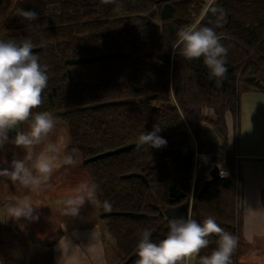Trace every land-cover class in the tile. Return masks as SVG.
Masks as SVG:
<instances>
[{"label": "trees", "instance_id": "trees-1", "mask_svg": "<svg viewBox=\"0 0 264 264\" xmlns=\"http://www.w3.org/2000/svg\"><path fill=\"white\" fill-rule=\"evenodd\" d=\"M165 3L175 9L171 37L161 12ZM32 10V22L16 15ZM223 10V19H220ZM222 26H217V24ZM212 27L228 48L227 72L221 83L210 76L203 57L187 60L180 53L177 33L181 28ZM28 38L49 76L43 103L35 111H49L63 121L70 133L69 151L83 159L136 144L142 133L161 127L167 143L161 148L143 146L106 156L86 164L91 182L97 185L99 218L105 221L117 251L116 264H135L142 230L159 242L169 231L165 215L174 204L170 188L186 198L194 196L190 218L201 222L208 216L238 239L231 257L239 264L243 238L240 206V173L236 151L229 140L227 118L236 129L244 87L264 92V0H1L0 40L20 43ZM173 67L142 61L147 53H172ZM106 56L91 63L69 67V59ZM71 74L63 79V74ZM60 85L50 103L49 94ZM158 94L156 107L140 100ZM210 126L222 139L218 144L205 135ZM10 137V133H9ZM200 161L196 176L185 163L175 162L162 150H194ZM76 153V152H75ZM222 166L231 183L209 180L213 166ZM141 174L128 178L129 174ZM104 201L111 210L106 211ZM133 212L146 217L129 218L104 213ZM83 216V214H82ZM200 253L210 255L218 237ZM187 264V262H186ZM189 264H199L194 257Z\"/></svg>", "mask_w": 264, "mask_h": 264}, {"label": "clouds", "instance_id": "clouds-1", "mask_svg": "<svg viewBox=\"0 0 264 264\" xmlns=\"http://www.w3.org/2000/svg\"><path fill=\"white\" fill-rule=\"evenodd\" d=\"M100 2L108 4L115 0ZM218 11L222 20L223 10ZM16 15L29 22L38 18V13L32 10L18 9ZM217 26L222 25L218 23ZM177 36L179 54L187 60L203 57L210 76L215 77L218 84L221 83L227 72L228 48L220 42L215 30L208 26L181 28ZM33 48L28 38L20 43L0 40V149L10 143L25 153L23 159H13L8 168H0V177L37 192L50 187L49 181L57 165L72 167L77 164L74 158L77 150L73 149L72 154H64L61 147L51 140L57 127L54 114L35 111L43 103L42 93L48 85L49 76ZM13 130H16L15 136L10 138L9 133ZM161 130V127L154 125L152 131L140 134L136 147L166 146L167 141L158 135ZM227 175L221 166L220 176ZM96 196V184L81 182L74 195L65 201V214L78 216L81 207L86 202L94 201ZM38 207L27 198H14V202L4 205L7 217L17 221L21 218L39 219L34 215ZM103 207L106 211L111 210L108 201H104ZM168 228L166 237L158 243L151 240L150 230H142L136 246L138 258L135 264H186L194 257H199V264H232L231 257L238 239L223 229L214 217L208 216L202 223L190 217L173 218L169 220ZM212 235L218 237L217 247L210 255L201 256V251L210 245L209 237ZM64 255L63 251L62 258Z\"/></svg>", "mask_w": 264, "mask_h": 264}, {"label": "rangeland", "instance_id": "rangeland-1", "mask_svg": "<svg viewBox=\"0 0 264 264\" xmlns=\"http://www.w3.org/2000/svg\"><path fill=\"white\" fill-rule=\"evenodd\" d=\"M210 4L215 0H204ZM244 87L241 91L245 90ZM240 116L236 132H239ZM51 140L61 147L64 154H71L68 147L70 133L67 125L57 119ZM220 141L218 142V144ZM195 145V143H194ZM39 151V148L36 150ZM24 151L6 144L0 149V168H8L13 159H23ZM75 166L57 165L50 187L33 192L21 184L0 177V264H116L118 257L114 242L99 218L96 200L86 202L78 216L65 214V201L74 195L81 182H91L86 164L76 151ZM206 158L194 159V175L198 163ZM14 198L29 199L34 205L37 220H14L7 217L4 205ZM83 214V216H82ZM60 245V246H59ZM63 251H62V249ZM189 264V261H187ZM239 264H264V251L244 246Z\"/></svg>", "mask_w": 264, "mask_h": 264}, {"label": "crops", "instance_id": "crops-1", "mask_svg": "<svg viewBox=\"0 0 264 264\" xmlns=\"http://www.w3.org/2000/svg\"><path fill=\"white\" fill-rule=\"evenodd\" d=\"M227 123L242 184L243 238L248 247L264 251V92L245 88L240 97L239 132L230 115ZM208 128L212 127L206 126L204 132L210 138Z\"/></svg>", "mask_w": 264, "mask_h": 264}, {"label": "water", "instance_id": "water-1", "mask_svg": "<svg viewBox=\"0 0 264 264\" xmlns=\"http://www.w3.org/2000/svg\"><path fill=\"white\" fill-rule=\"evenodd\" d=\"M159 2H166V0H159ZM0 3H1V0H0ZM174 16H175L174 7L171 4L166 3L164 5V7H163L162 12H161V17H162V20L167 21L166 25H167V28H168V31H169V34H170L171 37H174V35H175V28H174L173 23L171 21L174 18ZM105 57L106 56H97V57H90V58L69 59V60L66 61V65L75 66V65H80V64L91 63V62H94V61H98V60L104 59ZM152 57L156 58L157 60H160L161 62H163L168 67H172V65H173V53L148 54V58H152ZM70 74H71V71H69L68 73H64L63 74V79H66L67 75H70ZM262 83H264V78L262 80ZM60 88H61L60 85L57 86L53 90V94H49V96H48L49 100H50V103L52 105H54L53 97L57 95V91ZM246 89H249V87H246ZM158 97H159L158 94H154V95H151V96L147 97L145 100L141 99L140 101L142 103L147 104L150 101H154V100L158 99ZM153 109L154 110H159L160 108L154 106ZM15 132H16V130H13V131L10 132V138L15 136ZM207 133L209 134L210 139L217 143V140H218L219 137H218V134L214 131V129L208 128L207 129ZM135 147H136V144H132V145H128V146H125V147H121V148H119L117 150H114V151L106 152L104 154H99L97 156H94V157L86 159L84 161V164H88V163H90L92 161L98 160V159L106 157V156H110V155H114V154H117V153H122V152H125V151H129V150H131V149H133ZM161 153L165 154V155L172 156L173 160L175 162L181 161V162L185 163L190 169H194V159L196 157V152L195 151L179 150V149H166V150H162ZM126 177H128V178L138 177V178L143 179L146 182V177L144 175H141V174L133 173V174L127 175ZM215 181H220L225 186H228L231 183V180H230V178L228 176H225V177H221L220 176V167L218 165L213 166V168L210 170V172H209V180L206 182L204 188L200 191L199 197L201 195H203V193L206 191L207 187L212 182H215ZM239 191H240V206L239 207L242 208V199H241V196H242V184H240ZM184 198H185V194L180 192L176 187L173 186V187L170 188V202L171 203H175L177 201H181ZM191 209H192L191 201L188 200L183 205L167 209L166 212H165V215L169 216L170 218H184V219H187V218L190 217ZM110 214L126 216V217H129V218L146 217L145 214H138V213H133V212L104 213L103 215L106 216V215H110ZM135 256H136V253L132 257H135Z\"/></svg>", "mask_w": 264, "mask_h": 264}, {"label": "flooded vegetation", "instance_id": "flooded-vegetation-1", "mask_svg": "<svg viewBox=\"0 0 264 264\" xmlns=\"http://www.w3.org/2000/svg\"><path fill=\"white\" fill-rule=\"evenodd\" d=\"M166 4V3H165ZM211 4V3H210ZM173 53V62H174V56H175V51H173L172 52ZM148 54H155V53H147L146 55H145V59H141L142 61H144V62H147V63H150V64H154L153 62H156V64L158 65V66H166L163 62H161L160 60H157L156 58H154V57H152V58H148ZM65 64H66V62H65ZM67 66H69V65H67ZM69 67H73V66H69ZM172 67H173V65H172ZM172 67H170V68H172ZM69 71H71V69H68V71L66 72V73H68ZM72 72V71H71ZM67 76H69V75H67ZM159 98V97H158ZM146 99V98H145ZM145 99H143V100H145ZM157 100L158 99H156V100H154V101H150V102H148L146 105H149V106H151V107H154V106H156V104H157ZM197 150V146H196V144H195V146H194V150L193 151H196ZM198 151V150H197ZM188 200H190L191 201V206H193V203H194V196H191L190 198H184L183 200H181V201H177V202H175V203H172V204H174L171 208H173V207H178V206H180V205H183V204H185Z\"/></svg>", "mask_w": 264, "mask_h": 264}, {"label": "built area", "instance_id": "built-area-1", "mask_svg": "<svg viewBox=\"0 0 264 264\" xmlns=\"http://www.w3.org/2000/svg\"><path fill=\"white\" fill-rule=\"evenodd\" d=\"M195 152H196V157H197V156H198V151L196 150ZM196 157H195V158H196ZM220 171H221V168H220Z\"/></svg>", "mask_w": 264, "mask_h": 264}]
</instances>
